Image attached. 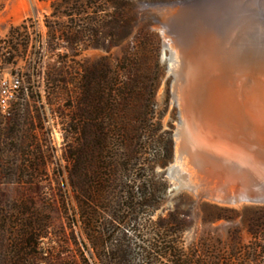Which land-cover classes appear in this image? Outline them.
Here are the masks:
<instances>
[{
    "label": "rangeland",
    "instance_id": "374dc122",
    "mask_svg": "<svg viewBox=\"0 0 264 264\" xmlns=\"http://www.w3.org/2000/svg\"><path fill=\"white\" fill-rule=\"evenodd\" d=\"M13 27L23 55L0 65V98L21 85L0 107V264H264V205L220 202L249 196L253 175L233 163L223 177L206 168L215 157L192 155L175 100L184 60L211 43L264 63V0H0L1 60ZM74 30L76 45L65 39ZM55 34L64 39L50 46ZM93 80L120 100L115 137L104 160L90 139L80 170L71 98ZM250 129L243 139L255 141Z\"/></svg>",
    "mask_w": 264,
    "mask_h": 264
},
{
    "label": "bare ground",
    "instance_id": "6f19581e",
    "mask_svg": "<svg viewBox=\"0 0 264 264\" xmlns=\"http://www.w3.org/2000/svg\"><path fill=\"white\" fill-rule=\"evenodd\" d=\"M171 59L173 65L175 59L173 56ZM184 61L181 68L184 78L180 76L175 87L183 144L198 159L203 155L216 158V163L211 160L214 162L205 166L210 172L229 176L233 163H238L253 175V181H245L243 186V192L249 196L220 198V202L264 205V63L254 65L243 61L231 48L220 47L215 42ZM252 78L260 82L255 89L249 85ZM243 122L251 128L248 134L256 138L255 141L243 139ZM234 128L236 132L231 131ZM178 135L179 132L176 138ZM237 140L242 143H230ZM232 181L239 186L243 184L239 180Z\"/></svg>",
    "mask_w": 264,
    "mask_h": 264
},
{
    "label": "trees",
    "instance_id": "16d2710c",
    "mask_svg": "<svg viewBox=\"0 0 264 264\" xmlns=\"http://www.w3.org/2000/svg\"><path fill=\"white\" fill-rule=\"evenodd\" d=\"M79 15L85 14L84 10L78 11ZM21 27H13L10 34H11V39L9 41L10 44V50L11 52H8V58H4V60H1L2 57H4L3 49L0 46V65L4 66H10L13 68H16L17 66V60L21 57L20 54V44L21 38H17L15 35L20 32ZM81 34H84L82 30H74L71 31L70 34L67 35L65 38L68 42L72 44H78L79 43V37ZM63 36L61 35L60 37H57L56 34L52 36L49 44L52 46L54 44V41L57 40H63ZM4 42L0 38V45ZM25 46L23 49V53L28 52L29 48V39H24ZM2 61V62H1ZM77 73V69L75 67H71L68 69L67 73L65 74V77H69L68 82L66 80L64 81L67 84H73L75 80V75ZM60 83V81H59ZM76 105V110L73 113L71 122L69 123V130L72 135V139H74L73 142L70 144V149H71V157L70 161L71 163H74V168L79 167L80 170H83V160L85 158V153L89 152V144L90 141L93 140L94 143H96V140H101V143H99V148L97 149L96 144L95 148L90 151V154L92 153L97 156H100L101 160L105 159V155L107 151L111 148L112 146V141L114 139V134L110 120H111V114L114 112L115 108L118 106L119 99L116 95L112 93V91L109 92H100L97 91V86L96 82L93 80L91 83L82 91L81 94H77L76 96H73L71 98ZM101 107V108H99ZM110 119V120H109ZM99 121V122H98ZM108 121V123H107ZM91 139V140H90ZM75 141H78L81 146L75 147ZM92 142V143H93ZM97 151V152H96ZM88 155V153H87ZM86 180L89 181H97L98 177L96 176H90L86 175ZM99 181V180H98ZM89 201L90 198L87 197L86 194H84ZM89 223L88 227L90 230V227L93 225V220L96 217L95 214H86ZM28 236H32L31 233L29 234H24V238ZM23 238V239H24ZM24 247L29 248L31 246V241L27 240H22Z\"/></svg>",
    "mask_w": 264,
    "mask_h": 264
},
{
    "label": "built area",
    "instance_id": "2783aa9c",
    "mask_svg": "<svg viewBox=\"0 0 264 264\" xmlns=\"http://www.w3.org/2000/svg\"><path fill=\"white\" fill-rule=\"evenodd\" d=\"M21 87L20 82L17 80H13L8 87L3 91V95L0 98V107L3 110H7L9 101L14 97V94L18 92Z\"/></svg>",
    "mask_w": 264,
    "mask_h": 264
},
{
    "label": "water",
    "instance_id": "95a60500",
    "mask_svg": "<svg viewBox=\"0 0 264 264\" xmlns=\"http://www.w3.org/2000/svg\"><path fill=\"white\" fill-rule=\"evenodd\" d=\"M172 59L170 58V61H171Z\"/></svg>",
    "mask_w": 264,
    "mask_h": 264
}]
</instances>
